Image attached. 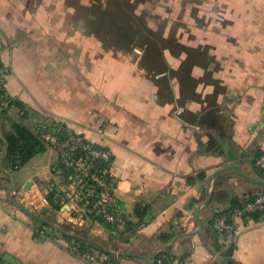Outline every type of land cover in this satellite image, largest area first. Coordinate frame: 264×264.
Instances as JSON below:
<instances>
[{
    "label": "crops",
    "instance_id": "1",
    "mask_svg": "<svg viewBox=\"0 0 264 264\" xmlns=\"http://www.w3.org/2000/svg\"><path fill=\"white\" fill-rule=\"evenodd\" d=\"M180 1L179 25L190 27V36L181 30L177 40L190 52L174 57L161 45L165 67L150 68L141 64L146 49L134 47L122 54L129 55V68L107 51L103 37L88 34L86 17H76L81 2L0 0L6 89L25 104L0 115V156L14 120L39 138L38 131L63 120L112 151L115 193L131 219L118 235L92 215L78 219L62 196L64 178L57 183L56 153L41 138L45 146L31 157L40 155L36 172L21 184L13 178L11 190L13 200L26 191L36 208L16 205L8 195L10 176L0 175L1 255L23 264H91L65 247L69 233L115 252L112 264H149L146 259L171 242L166 264H264L260 213L237 221L234 243L221 242L214 229L234 200L264 193V168L255 164L264 154V0ZM121 77L128 84L120 86ZM213 188L197 232L198 207ZM53 189L59 207L45 203ZM138 203L150 210L142 221ZM42 223L50 226L46 235L35 231ZM167 235L173 236L167 241ZM231 244L232 255H223Z\"/></svg>",
    "mask_w": 264,
    "mask_h": 264
},
{
    "label": "built area",
    "instance_id": "2",
    "mask_svg": "<svg viewBox=\"0 0 264 264\" xmlns=\"http://www.w3.org/2000/svg\"><path fill=\"white\" fill-rule=\"evenodd\" d=\"M9 73V66L3 64L0 58V106L3 109L10 107L6 89ZM38 133L56 153L54 168L61 176L65 174L66 179L60 187L61 193L67 204L75 205V216L83 219L86 215H92L110 234L118 235L127 231L131 219L125 214L123 205L115 193L117 179L113 175L112 151L78 132L63 120L53 127L41 129ZM255 164L264 168V154L256 159ZM26 193L21 190L17 196L21 204L32 210L36 208V202L32 196L28 198ZM253 213H260L264 219V193L245 198L238 205L220 212L214 222V229L221 242L234 243L237 221ZM35 231L46 235L49 228L37 225ZM65 247L91 264H105L110 260L107 252L93 244L82 247L81 242L75 238H67ZM166 258L165 254L157 255L154 264H166Z\"/></svg>",
    "mask_w": 264,
    "mask_h": 264
},
{
    "label": "rangeland",
    "instance_id": "3",
    "mask_svg": "<svg viewBox=\"0 0 264 264\" xmlns=\"http://www.w3.org/2000/svg\"><path fill=\"white\" fill-rule=\"evenodd\" d=\"M113 0H71L72 4H78L81 6L82 11L77 12L76 17H80L82 20L84 17H94L97 13V8H100V6H104L105 4L111 3ZM181 2L180 0H120V4H122V9H119V4L117 1H114V13H116V17L113 15V13L109 12L99 20L100 29L104 28L102 31L99 32L102 36L105 37V42L107 45L105 46L107 51L114 54L116 58L118 57L119 60H121V64L124 67H133V64H131L128 61V56H123L126 51L133 50L134 47L141 48L140 46H143V50L146 49L145 53L147 52L146 58L144 60H141V64L144 66L150 67V68H162L165 67L164 62L162 59L156 58L152 59L148 57V54L151 52H159L158 46H154L153 48V42H150L151 39L154 41V39L161 38L162 41V47L166 48L169 54L171 56H178L181 52V47H177V49H173L170 45L172 43V37L177 39V35L182 30L181 25H179L180 20L182 19V16L185 15V13H181L177 11V6L175 4ZM118 4V5H117ZM86 5V7H85ZM105 7V6H104ZM112 8V7H109ZM118 8V9H117ZM108 11H112V9H107ZM124 12V13H123ZM121 16H117L120 15ZM127 14V15H126ZM76 17H73V20L76 19ZM77 18V19H78ZM118 19V20H117ZM118 21V22H117ZM101 22V23H100ZM80 23L79 21L76 22ZM97 24V23H96ZM96 24L91 23L89 20L87 22V31L88 34H94L96 35ZM114 25V27H112ZM186 25V24H185ZM109 27V29H108ZM184 35L190 34V27H184L183 30ZM94 32V33H93ZM143 34L147 35V38H143ZM108 35V37H106ZM125 36L126 43L124 44L121 36ZM134 35H137L134 37ZM131 36V37H130ZM190 36V35H189ZM103 37V39H104ZM115 37L117 39H120L117 41L115 40ZM114 40H111V39ZM179 39V38H178ZM115 41V42H114ZM117 41V43H116ZM179 41V40H177ZM130 42H135L136 44L130 45ZM129 43V44H127ZM168 43L167 45H165ZM179 43V42H178ZM169 46V47H168ZM142 49V48H141ZM124 51V52H123ZM119 54V55H118ZM130 54V53H127ZM118 55V56H117ZM158 56V55H157ZM127 69V68H126ZM120 86H124L128 84L126 80L123 79V77L120 78L119 82ZM40 155L34 156L31 161L25 166L22 167L20 170L18 169H12V176L16 180L18 184H21L24 180H26L28 177L31 176L32 173L36 172L37 165L40 163ZM2 173V171H0ZM56 178L59 179L57 183L61 181V176L59 173H56ZM4 176V175H3ZM59 176H61L59 178ZM62 182V181H61ZM56 183V184H57ZM20 191V190H19ZM18 191V192H19ZM17 192V193H18ZM16 193V196H17ZM29 198L31 195L25 194ZM18 197V196H17ZM42 224H39L41 226ZM45 226L50 227L45 224ZM105 264H112L111 262H107Z\"/></svg>",
    "mask_w": 264,
    "mask_h": 264
},
{
    "label": "trees",
    "instance_id": "4",
    "mask_svg": "<svg viewBox=\"0 0 264 264\" xmlns=\"http://www.w3.org/2000/svg\"><path fill=\"white\" fill-rule=\"evenodd\" d=\"M114 1H117V3L119 4V9H122V4H120V0H113L111 3L108 2V4H105L104 6H100V8H97V13L94 17L90 16V17H87L86 16V20L87 22L90 20L91 23H97L96 24V35L98 37H104L102 36L101 34H99L100 31H102L104 28H107V27H103L102 29H100V25H99V20L105 15V18H106V15L110 12L113 13V15L116 17V13H114V10L113 8H115L113 5L115 4ZM117 4V5H118ZM109 7H112V8H109ZM107 9H112V11H108ZM118 9V8H117ZM124 13V12H123ZM127 15V14H126ZM117 16H121L120 15H117ZM118 20V19H117ZM118 22V21H117ZM101 23V22H100ZM112 27H114V25H112ZM109 29V27H108ZM94 33V32H93ZM95 34V33H94ZM126 35H122L121 36V41L122 40H125ZM137 35H134V37H136ZM143 38H149L147 37V35L143 34L142 35ZM108 37V35L106 36ZM127 37V36H126ZM131 37V36H130ZM110 38V37H108ZM117 38L115 37V40ZM128 39V38H127ZM126 39V40H127ZM104 40H105V37H104ZM111 40H114L113 38ZM120 39H117V41H119ZM126 40L123 41V43L125 44L126 43ZM160 40L162 41L161 38L159 39H154V41H151L150 42H153V48L155 49L154 46H158V50L159 52H151L150 54H153V56L155 55V58L153 57L152 59H156L158 58V54L160 55L161 54V49H160V46H161V42ZM172 43L170 44L172 46V48L174 49H177V47H181L182 49H185L187 51L190 52V47H186V46H183V45H180L177 41V39H175L174 37H172ZM106 41V40H105ZM116 41V43H117ZM115 42V41H114ZM118 44V43H117ZM129 44V43H127ZM133 44H136L135 42H130V45H133ZM168 43H166L165 45H167ZM165 47V46H164ZM163 47V48H164ZM169 47V46H168ZM181 49V50H182ZM163 61V59H162ZM164 62V61H163ZM1 90H0V95H1ZM9 100H10V106L12 104H15L17 105L18 107H20L21 109H24L25 108V104L21 101V100H13L10 96H9ZM8 109V108H7ZM7 109H3L1 108L0 106V115L1 117H5L6 116V110ZM3 141L6 142L7 144V147H8V153H7V156L2 160V163L0 164L1 167L5 168V169H17L23 165H25L30 159L31 157L38 151L42 150L43 149V146H45L44 144V141L39 138V136L34 133L29 127H27L25 124H23L21 121L19 120H14L13 123H12V130L10 131H7L4 136H3ZM1 171V169H0ZM3 172V171H2ZM64 180L65 179V174L62 175ZM199 177L200 178H203L205 177V173H200L199 174ZM256 195V194H255ZM255 195H252L250 196L249 198H252L254 197ZM47 200L48 202L55 206V207H59L58 205V202H57V193L56 191L53 189L51 190L48 194H47ZM244 199H236L234 200L233 202V205L232 206H235V205H238L241 201H243ZM231 206V207H232ZM149 207L148 206H142L141 204H137L136 206V215L139 217V220H143V217L149 212ZM46 223H42V225H45ZM131 226V224H130ZM129 226V228H130ZM173 235H167V241L172 237ZM67 238H75L77 239L78 241L81 242V245L82 247H86L88 245H92L91 242H88L84 239H81V238H77V237H72V236H69V235H66ZM233 250H234V245L231 244L228 246V248L223 251V255L225 256H231L232 253H233ZM162 254H165L167 256L166 258V263L168 262L169 260V255H168V250H163L161 252H159V256L162 255ZM111 258V256H110Z\"/></svg>",
    "mask_w": 264,
    "mask_h": 264
},
{
    "label": "water",
    "instance_id": "5",
    "mask_svg": "<svg viewBox=\"0 0 264 264\" xmlns=\"http://www.w3.org/2000/svg\"><path fill=\"white\" fill-rule=\"evenodd\" d=\"M4 143H5V145H6V147H5V151H4V155H3V156H0V159H1V158H5V157L7 156V153H8V147H7V144H6L5 141H4ZM0 169H1V171L5 172L7 175H9L10 178H11V180H12V185H11V187L8 189V195H9L10 199H11L16 205H18L19 207L23 208L25 211H28V212H29L30 208L25 207L23 204H21V203H20V199H19V197H17L15 200H13V198L11 197V190H12V188H13V186H14V179H13L11 173H10L7 169L1 167V165H0ZM30 184H31V182L29 183V185H30ZM261 184L264 185V182H261ZM28 189H29V187H26V190H28ZM214 191H215L214 188L211 189V191L208 193V196L206 197V199H205V200L199 205V207H198V210H197V225H198V227H197V228H198V229H197V232L201 231V228H202V222H201V219H200V216H199L200 209L202 208L203 205H205V204L211 199V197L213 196ZM193 199H194L193 196L190 197V199H188V201L182 206V208H179V209L176 210L175 215L181 213L182 210L187 209V208L190 206V204L192 203ZM49 224H51L52 226H54V227H56L57 229L61 230V228H60L57 224H55V223H49ZM61 231H63V230H61ZM66 235H69V236H72V237L81 238V239H84V240L88 241L87 239H85V238H83V237H80V236H78V235H75V234H69V233H66ZM88 242H90V241H88ZM91 243H92L93 245L96 246L95 243H93V242H91ZM171 245H172V242L169 243V244L166 245V246L161 247L160 249H157V251L154 253L153 257H152L151 259H146V261H147L149 264H154V263H155V260H156V257H157V255H158V253L161 252V251H163L164 249L170 247ZM104 251L107 252L108 254H115V252H112V251H107V250H104ZM218 258H219L220 261H223V257H222L221 255H218ZM0 264H23V263H21V261H19L18 259H16V258H15L14 256H12L11 254H9V253H5V254H3V255H0Z\"/></svg>",
    "mask_w": 264,
    "mask_h": 264
},
{
    "label": "flooded vegetation",
    "instance_id": "6",
    "mask_svg": "<svg viewBox=\"0 0 264 264\" xmlns=\"http://www.w3.org/2000/svg\"><path fill=\"white\" fill-rule=\"evenodd\" d=\"M0 175H1V172H0ZM1 255V254H0Z\"/></svg>",
    "mask_w": 264,
    "mask_h": 264
}]
</instances>
